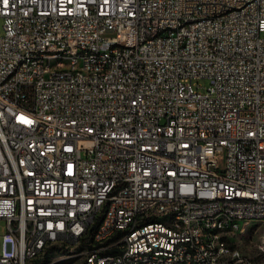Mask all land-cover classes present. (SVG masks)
<instances>
[{"label": "built area", "instance_id": "built-area-1", "mask_svg": "<svg viewBox=\"0 0 264 264\" xmlns=\"http://www.w3.org/2000/svg\"><path fill=\"white\" fill-rule=\"evenodd\" d=\"M252 218L264 0H0V264L41 242L88 264H263L217 258Z\"/></svg>", "mask_w": 264, "mask_h": 264}, {"label": "bare ground", "instance_id": "bare-ground-1", "mask_svg": "<svg viewBox=\"0 0 264 264\" xmlns=\"http://www.w3.org/2000/svg\"><path fill=\"white\" fill-rule=\"evenodd\" d=\"M91 59H99L101 58V51H90ZM64 63H73V56H49V64H64ZM37 66H46V59H37ZM89 75H96V68H89ZM248 222H257L262 224L261 218H252L247 220ZM244 221V222H247ZM166 223H173V216H166ZM243 231V229L239 230V234ZM220 235V227H209L208 228V238H216ZM233 242V237H224V249L218 250V242L216 239L208 240V247L210 250H218L217 258L221 259H229L232 255L237 252H241L238 248H234L231 243ZM234 242L236 241V237H234ZM253 247L257 248V256H262V248L264 247V229L260 236V240L253 243ZM52 248H64V246H52ZM63 250V249H62ZM49 251V242H41L40 246L37 247V255L29 256V263L38 257L46 254ZM244 255V254H243ZM247 256V255H245ZM154 259V250L144 251V254L139 256V251H130L129 255H127V262H137V264H147L149 261ZM88 264V262H86ZM264 264V258H263Z\"/></svg>", "mask_w": 264, "mask_h": 264}, {"label": "rangeland", "instance_id": "rangeland-1", "mask_svg": "<svg viewBox=\"0 0 264 264\" xmlns=\"http://www.w3.org/2000/svg\"><path fill=\"white\" fill-rule=\"evenodd\" d=\"M205 84V83H203ZM245 230V225H248ZM6 226L5 222L0 221V237L5 233ZM263 232L262 224L257 222H243V231L241 230L239 237H236L237 242H243V249L247 256H252L253 258L257 256V248L253 247V243L260 240V236ZM1 247V238H0ZM53 253L49 255L48 264H87L84 259V255L80 254L83 250L78 247L74 252L65 248H52ZM82 253V252H81ZM43 256V255H42ZM41 257V256H40ZM39 257L31 262L35 264L39 261Z\"/></svg>", "mask_w": 264, "mask_h": 264}, {"label": "trees", "instance_id": "trees-1", "mask_svg": "<svg viewBox=\"0 0 264 264\" xmlns=\"http://www.w3.org/2000/svg\"><path fill=\"white\" fill-rule=\"evenodd\" d=\"M53 253V249H50L46 254L43 256L39 257V261L36 262L35 264H48L49 263V255Z\"/></svg>", "mask_w": 264, "mask_h": 264}, {"label": "crops", "instance_id": "crops-1", "mask_svg": "<svg viewBox=\"0 0 264 264\" xmlns=\"http://www.w3.org/2000/svg\"><path fill=\"white\" fill-rule=\"evenodd\" d=\"M250 224H248V225H245V230H246V228H247V226H249ZM231 245L234 247V248H238L241 252H243V254L244 255H247L246 254V252L244 251V249H243V242H234V244H233V242L231 243Z\"/></svg>", "mask_w": 264, "mask_h": 264}, {"label": "snow or ice", "instance_id": "snow-or-ice-1", "mask_svg": "<svg viewBox=\"0 0 264 264\" xmlns=\"http://www.w3.org/2000/svg\"><path fill=\"white\" fill-rule=\"evenodd\" d=\"M5 2H7V0H5Z\"/></svg>", "mask_w": 264, "mask_h": 264}]
</instances>
